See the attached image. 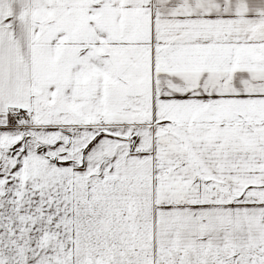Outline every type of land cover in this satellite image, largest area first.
I'll return each instance as SVG.
<instances>
[{"label":"snow or ice","instance_id":"obj_1","mask_svg":"<svg viewBox=\"0 0 264 264\" xmlns=\"http://www.w3.org/2000/svg\"><path fill=\"white\" fill-rule=\"evenodd\" d=\"M0 264H264V0H0Z\"/></svg>","mask_w":264,"mask_h":264}]
</instances>
